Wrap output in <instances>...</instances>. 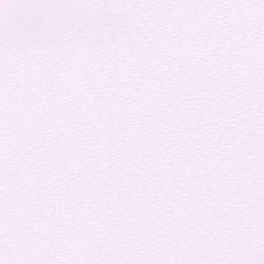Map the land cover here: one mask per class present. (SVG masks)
<instances>
[{"label":"snow or ice","instance_id":"1","mask_svg":"<svg viewBox=\"0 0 264 264\" xmlns=\"http://www.w3.org/2000/svg\"><path fill=\"white\" fill-rule=\"evenodd\" d=\"M0 264H264V0H0Z\"/></svg>","mask_w":264,"mask_h":264}]
</instances>
